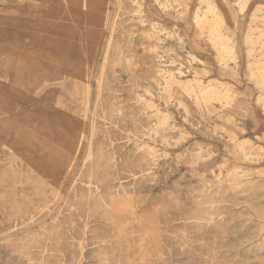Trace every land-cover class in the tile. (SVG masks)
Masks as SVG:
<instances>
[{"label":"rangeland","instance_id":"1","mask_svg":"<svg viewBox=\"0 0 264 264\" xmlns=\"http://www.w3.org/2000/svg\"><path fill=\"white\" fill-rule=\"evenodd\" d=\"M202 1L0 0V264H264V0Z\"/></svg>","mask_w":264,"mask_h":264},{"label":"bare ground","instance_id":"2","mask_svg":"<svg viewBox=\"0 0 264 264\" xmlns=\"http://www.w3.org/2000/svg\"><path fill=\"white\" fill-rule=\"evenodd\" d=\"M238 1H239L240 5H241L242 10H244L249 5V0H238ZM202 5H203V8L202 9H204V10L202 12H197L196 15H195V21H196V23L198 25H201V27H203L204 29L206 28L208 30L209 37H210L211 41L213 42V44L219 50L220 56L222 58H225L226 56L233 57V55H234L233 54V49H232V47L228 43V37H227V35L223 32V29H222V20H221L220 15L214 10V7H213L212 3L209 0H203L202 1ZM206 11L212 13V18H208L207 14H206ZM257 15H258V12L255 14V16H257ZM255 71L258 72V76H259L258 82L259 83H264V66H261L260 65V61H257V62H255L253 64L252 75H256V72ZM172 82H174V76L173 75H171L169 79L164 78V83L165 84L170 85ZM184 87H185L186 90H188L191 93H193L197 99L210 100V99L219 98L222 95H225L221 91H216L213 88H209L207 91H204V92L201 91L200 92L197 89V86H194L191 83H185L184 84ZM186 103H187V101H186ZM200 119H202V118H200ZM82 147H80V148H82ZM158 176H160V175H158ZM159 178H161V177H159ZM263 241H264V238L258 244L260 245V243H262ZM254 242H255V240H254Z\"/></svg>","mask_w":264,"mask_h":264}]
</instances>
